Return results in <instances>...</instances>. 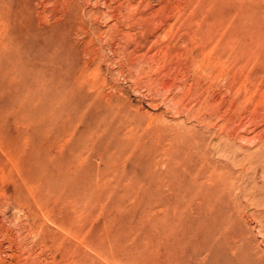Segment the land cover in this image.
<instances>
[{
	"label": "rangeland",
	"instance_id": "obj_1",
	"mask_svg": "<svg viewBox=\"0 0 264 264\" xmlns=\"http://www.w3.org/2000/svg\"><path fill=\"white\" fill-rule=\"evenodd\" d=\"M0 264H264V0H0Z\"/></svg>",
	"mask_w": 264,
	"mask_h": 264
}]
</instances>
